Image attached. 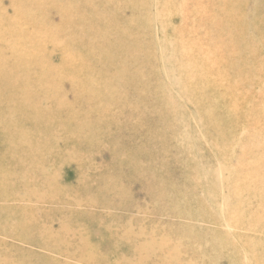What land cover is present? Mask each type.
Instances as JSON below:
<instances>
[{"label":"bare ground","instance_id":"1","mask_svg":"<svg viewBox=\"0 0 264 264\" xmlns=\"http://www.w3.org/2000/svg\"><path fill=\"white\" fill-rule=\"evenodd\" d=\"M252 4L264 12V0H0V200L12 201L0 206V264H264V141L241 164L224 140L233 118L264 140V105L242 86L253 66L217 56L250 52ZM234 96L245 100L227 110ZM239 193L253 198L230 202ZM145 199L192 217L201 204L232 230L38 205Z\"/></svg>","mask_w":264,"mask_h":264},{"label":"rangeland","instance_id":"2","mask_svg":"<svg viewBox=\"0 0 264 264\" xmlns=\"http://www.w3.org/2000/svg\"><path fill=\"white\" fill-rule=\"evenodd\" d=\"M243 14V21L245 23V28L247 30L246 34L247 36L245 37L246 39V43L250 46H252V49L250 50V52L248 53H244V54H239V56L232 58L231 56H228L227 54L223 53V52H218L217 56L219 58V60L221 59L220 56L224 57V59H228L231 61H237V67L241 66V60L244 62H248L249 64H251L253 67H251V69L249 71L253 72L255 74V76H257V80L253 83H251L250 85L248 84H243L242 86H246V90L248 91V98L250 99V96L252 98L258 99L256 100V103H262L264 105V80L263 82H261V79H259V75L261 74V72H264V44H261L260 40L262 39V35H264V12L260 13L259 9L258 11L256 10V7L253 6V4L250 7L247 6H243L242 8V13ZM260 14L262 16V18L260 17ZM262 19V22H260V20ZM234 27L232 26L231 28V32L234 34L236 32H234ZM232 34V35H233ZM235 37H237L236 35H234ZM235 40L234 38H230V37H222V42L226 43H234ZM233 41V42H232ZM236 42V41H235ZM216 56V59H217ZM232 58V59H231ZM213 59V58H212ZM255 64V65H254ZM262 67V68H261ZM264 77V76H263ZM263 84V85H262ZM263 89V90H262ZM245 90V91H246ZM246 91V93H247ZM261 91H263L261 93ZM239 96V95H238ZM245 100L244 97H233V99H229V101L227 102L228 107L226 106L227 110H229L230 108H240V104L242 103V101ZM264 112V110H263ZM230 115L228 114V120ZM261 118V121L263 119L264 122V118ZM230 121V122H229ZM227 121V124L229 125L228 129L230 128V130L226 131V134L224 136V140H226V153L229 155V159H232L234 162L237 163H241L242 162H247V158H248V153L249 150L255 145L260 144L263 140L262 137H260V131L259 130H251L250 128H248V126L242 122L241 120L237 119V118H233V121L231 122V119ZM262 122V123H263ZM237 125V126H236ZM254 132L259 134V138L255 140H250L248 138V135H252ZM253 134V135H254ZM213 136V135H212ZM248 138V139H247ZM222 139V136L219 138ZM246 145V146H245ZM210 146V152L213 156V145L212 143L209 144ZM243 147V148H242ZM262 148V147H261ZM73 153L78 152L77 149H73L72 150ZM75 151V152H74ZM261 151V150H259ZM238 153L240 155H238ZM255 156H258L259 153H254ZM216 155V154H215ZM242 155V156H241ZM219 160V163H221L222 158H220V156L217 157ZM251 158V157H250ZM252 159V158H251ZM216 160V158H215ZM92 164L94 166H98L101 164V162L98 160L97 157H93L91 159ZM211 163L208 166V171L209 173L212 175V173H215V167L214 164H212V161H210ZM217 163V161H215V164ZM221 165V164H219ZM227 166V167H226ZM47 167V166H46ZM175 166L173 165V162H169V169L174 168ZM218 168V167H217ZM220 168V166H219ZM224 170L227 171V176L230 178V175L234 176V174L236 173V171H239L238 168L235 166V164L230 163V161L228 162L227 165L224 166L223 168ZM236 169V170H235ZM193 175L196 176V172H193L191 174V176L193 177ZM239 175V174H238ZM236 175V176H238ZM63 181L69 182L70 184H77V180L80 177V170L75 168V167H69V168H65L63 171ZM194 176V177H195ZM233 179H229L227 178L229 181L230 180H234V177H232ZM240 178L239 180H236V182L241 181L240 183H242V181H244V178L246 177V175L244 176V173H240ZM236 196V197H235ZM199 196H195V201L197 202ZM248 198V199H247ZM249 198H253L250 197L249 195L245 194V193H239V194H231L228 196V199L230 200V202L232 201H236V200H242V201H247L249 200ZM212 201V200H211ZM8 204H12L11 202L5 201V200H0V206H5ZM13 204H20V202H13ZM143 204V203H142ZM40 207L43 208H52V209H58V208H64V209H69V210H79L85 213H89L90 215H103V216H107V215H114V216H121V217H128L129 219H132V224L136 227L139 226V222L138 219L143 218L146 220V222L148 223L149 221H162V222H166V223H170V224H189V225H194L197 226L199 228H203V229H209V230H214V229H230L232 230V228H227L226 225L224 223H219L218 220L216 218L213 217V214L211 212V209L208 207H204L201 204H196V209L197 211H201L203 213H205L204 216H189L187 214H183L179 211L180 206L177 205L176 206V211L174 212H170V211H159V210H155L151 205H150V199H145L144 201V205L141 207H132V206H126V205H121V204H110V205H102V204H94V205H88L86 204V202H82V203H74V202H60V203H53V204H48V203H39L38 204ZM176 205V204H175ZM243 212V211H242ZM259 213H262L261 211H259ZM225 214V213H224ZM50 226H53V228H57V225H53L50 224ZM255 234H261V232L256 231ZM1 238H5L4 235H2L0 233ZM4 236V237H3ZM91 236L95 239V240H101V238L103 237V234L101 232L100 229L95 228L94 230H91ZM262 236H264V233L262 234ZM26 246L33 248L34 250H36L39 253H49L50 251H48L47 249L41 247V246H37L35 244H31V243H26ZM101 249V248H100ZM106 255H108V253H105ZM259 260H264V257L259 258ZM257 261H255V258L253 260H251V263H256Z\"/></svg>","mask_w":264,"mask_h":264}]
</instances>
